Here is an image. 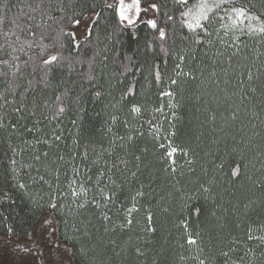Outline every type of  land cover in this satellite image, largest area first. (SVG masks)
<instances>
[{"label": "trees", "instance_id": "1", "mask_svg": "<svg viewBox=\"0 0 264 264\" xmlns=\"http://www.w3.org/2000/svg\"><path fill=\"white\" fill-rule=\"evenodd\" d=\"M141 1L161 5L157 13L161 27L167 22L164 13L172 15L181 10L173 0ZM237 6L248 7L264 19V0H237ZM93 10L100 13V19L92 27V36L80 41L79 51L73 50L70 41L63 38L66 45L63 55L70 60H63L39 82L32 64L39 62L42 55L40 45L52 44L61 28L70 30L73 18L80 19ZM0 18V61L12 62V57L17 56L14 63L21 68L13 76L7 66L0 64V73H8L7 78L0 75V94L11 101L0 108V116L5 123H17L16 130L0 129V188H9L13 183L8 163L12 156L9 144L18 150L25 149L28 146L23 140L34 141L42 135L28 133L25 127H33V122L43 120L45 115L51 117L57 95L63 97L67 111L59 119L45 121L41 127L44 133H50L55 127L61 140L51 142V148L37 144L36 151H48L50 160L58 155H64L67 160L75 153V162L80 163L87 148L89 157L83 163L90 167L87 175L93 181L97 172H107L113 161L119 163V158L127 161L126 165L119 163V170L113 169L110 173L116 195L107 209L98 210L89 205L78 213L74 206L71 210L54 211L47 207L48 197L44 195L47 188L41 192L37 185L30 186L29 191L36 196L38 205L30 203L19 190L11 189L15 203L0 204L1 234L9 235L7 226H11L14 230L11 236L27 239L37 223L52 211L63 242L65 236L77 237L88 248H95V253L90 251L87 257L77 250L74 264H196L188 258L195 250L190 252L185 243L181 221H186L193 235L200 232L198 244L210 264L226 261L264 264V242L248 239L250 227L253 237L264 236V36L244 35L238 49L229 47L231 35L225 38L227 44L216 39L217 23L211 28L214 43L196 45L191 33L181 28L177 15L175 24L168 23V36L162 48L158 33L144 24H138L135 29L119 28L114 10L105 8L103 0H0ZM41 33L45 34L43 41ZM149 42H154L151 49ZM56 51L49 48L47 54ZM233 52L237 54L233 56ZM179 54L187 57L183 71H191L195 78L182 76L177 86H171L170 90L175 93L172 102L178 105L172 109L168 107L169 98L160 96L164 86L158 88L150 73L154 71L153 66H159L167 80L174 75ZM124 65L134 67L125 71ZM249 71L253 76L251 81L247 76ZM13 80L18 87L10 90L9 81ZM129 86H134L135 94L122 100ZM97 92L101 95L96 96ZM37 102L42 105L40 112L29 115ZM44 102L53 107H44ZM133 102L143 106L136 119L128 110ZM21 104L25 110L18 115L13 108ZM161 105H164V115L152 111ZM234 112L237 118L233 120ZM112 115L119 117L115 124L110 120ZM210 115H215V120ZM126 119L130 127H125ZM148 120L153 125H161L159 143L167 146L163 137L174 132V136H169L173 145L189 152L187 157L180 152L174 154L175 174L170 168L165 170L168 161H161L160 157L166 147L160 148L154 134H150ZM129 134L133 136L130 142ZM29 153L30 150L24 151L16 159L32 163ZM98 153L101 156L93 165L91 162L97 159ZM58 163L61 164L60 187L64 190L67 186L64 172L68 166ZM237 165L240 174L233 177L232 170ZM132 172L136 173L134 177ZM21 179L28 182L24 171ZM103 182L107 183V175ZM92 186L91 182L86 183V187ZM204 188L209 191L204 192ZM137 191L144 193L136 198L139 211L131 214L130 227L121 228V224H126V209L132 206V197ZM41 195H44L42 200ZM60 202L70 204L71 197ZM196 208L200 209L199 215L194 211ZM102 211L112 217L107 224L99 218ZM148 213L152 215L154 232L146 231ZM82 221L84 224L91 221L88 237L73 232V223L83 232ZM137 248L143 255L137 253ZM222 250L229 251V257L220 255ZM182 255L186 259L181 260Z\"/></svg>", "mask_w": 264, "mask_h": 264}, {"label": "snow or ice", "instance_id": "2", "mask_svg": "<svg viewBox=\"0 0 264 264\" xmlns=\"http://www.w3.org/2000/svg\"><path fill=\"white\" fill-rule=\"evenodd\" d=\"M103 4L105 8L113 9L115 17L117 19V26L122 29H135L138 24H144L149 29L158 33V39L161 43V47L163 48V42L166 41L168 36V23L175 24L176 16H179V23L181 28H186L189 33H191V38L194 44L200 45L202 43H207L208 45H212L214 40L212 39L214 33L211 30L212 26L215 24H219V26L215 29V37L219 40L221 44H227L226 37L231 35L232 43L228 44L229 47H237L239 48V43L241 40V36L247 35H260L264 36V19H261L260 15H256L253 13L250 8L245 6H237V0H195L194 3L190 4L189 0H173V4L178 6L181 9L178 13L173 12L172 15H168L164 13L166 17V24L164 27L160 26V23L157 18H147L143 19L141 17L142 13L152 15L155 17L156 13H159L161 10V5L158 3H152L147 8L141 6V0H131L130 3L126 2V0H113V2L109 3L108 0H103ZM63 11V9H61ZM32 19V17H29ZM51 19V17H49ZM100 13L92 11L91 15L81 17L80 19L73 18L70 23L73 29L79 28L81 26L82 20L87 21L84 24L83 36L87 40L92 36V27L99 21ZM2 20V18H0ZM255 22V23H253ZM15 24L16 22L13 21ZM19 27V25H16ZM38 28L41 25H36ZM174 31V28L172 29ZM222 33V34H221ZM33 36L36 33H32ZM67 38L73 46V50L79 51L81 48L80 40L77 36V32L75 30L65 31L63 28L60 29V32L57 36V39L52 44H41L40 51L41 56L38 58L39 62L33 61L32 67L33 72L39 77V82H43L50 73L65 59H69L70 57H65L63 55L64 49L66 47L64 43V39ZM20 39L19 36L16 37V41L18 42ZM45 39V34H40V40L43 41ZM7 42V41H6ZM154 42H149L148 48L151 49L153 47ZM11 46V45H9ZM29 47H32V44H28ZM49 48H56L57 51L54 54H47V50ZM15 51V49H13ZM23 51V45L20 48ZM107 49H105L106 51ZM236 52H233L232 55H236ZM186 55L179 54L177 56L178 63H176L173 69V76H168L167 80L164 78V74H162L159 66H153L154 71L150 74L153 75L156 86L159 88L161 85L164 86V90L160 92L161 97H168L169 108H176L178 105L172 102V99L175 96V93L170 90L171 86H177L180 83V77H190L195 78L191 71L184 72L183 65L186 60ZM107 59V57H105ZM18 60L17 56L12 57V62L9 60H2L0 64L7 66L11 71L12 75L15 76L17 72L21 71L20 65L14 63ZM29 60H32V57H29ZM231 60V56L229 57V61ZM165 61V65H166ZM71 65L69 64V67ZM134 65L131 67L129 65H124L125 71H131ZM136 71H140V69H135ZM0 75L7 78L8 73H0ZM213 76L216 75L215 71L212 73ZM248 80L251 81L253 79L252 72L249 71L247 73ZM91 79V76L88 77ZM18 85L15 84V81H9V89L14 90ZM134 86H129L127 90L122 94L121 99L127 100L129 96L134 95ZM96 96H100L101 93L97 92ZM0 101H3L0 104V108H4L6 105L11 103V101L5 99L3 94H0ZM44 107H53L49 105L47 102H44ZM42 105L37 102L33 105L32 110L29 115L35 116L37 112H40ZM55 111L52 113V116L49 117L45 115L43 120H35L33 122V127H25V131L28 133H41V136H38L34 141L23 140L22 143L27 145L28 148L18 150L16 147H13L9 144V148L11 150L12 156L8 158L9 163V171L11 174V179L13 183L9 188H0V204L5 202L15 203L14 195L11 189H17L20 193L23 194L25 198L29 200L30 203L34 205H38V201L33 192L29 191L31 185H37L41 192L45 188H47V192H44V195L48 197L47 199V207L52 210H61L64 208L72 209L74 206L75 212L78 213L79 210L85 209L89 205L95 207L96 209H107L110 202H112L115 198V191L112 189V185L115 184V181L112 180L111 171L113 169L119 170V163L127 164V161L123 160V158H119V163L113 161L110 167H107L106 171H98L95 180L93 181L92 176L87 175L90 172V167L85 165L83 161L88 160L89 153L88 149L85 148L83 153V158L80 163L75 162V153L70 155L67 160L64 155H58L56 159H49L48 151H36L35 145L44 144L46 147L51 148L53 141H60L61 135L58 134L57 129L54 127L50 133H44L43 127L41 125L45 121H50L54 119H59L62 117L67 111L66 105L64 104L63 97L61 95H57L55 97ZM25 110V106L21 104L18 107L13 108V112L22 115ZM129 112L132 115L133 119L139 117L142 113L143 106L139 103H131L129 107ZM155 113H160L164 115V105H161L158 108L152 109ZM238 111V110H237ZM175 116V113L172 114ZM215 115H210L211 120H215ZM237 115L234 112L231 116V119H236ZM119 119L118 116L112 115L110 120L113 124ZM150 125V134H154V138L159 143L161 140L160 131L161 125L159 123L153 125L151 120L146 121ZM72 123L75 125L76 121L73 120ZM125 127H130L129 121L126 119L124 121ZM12 130L17 129V123H5L4 117L0 116V129L7 130L8 128ZM111 131V128H109ZM142 135L143 133H139ZM174 132H170L168 136L163 137L164 140L167 141V146L164 143H159V147L164 149L166 147V151L160 157L161 161H168V168L171 169L173 174L176 173L177 169L175 167L176 160L173 158L174 154L177 152L182 153L185 157L189 155V152L186 149L179 148L174 146L172 141L169 139V136H174ZM47 138H44V137ZM120 140H124L125 137H117ZM133 136L129 134L127 136V140L132 141ZM114 143V141H113ZM30 150V158L32 163H24L22 160L18 161L16 159L17 156H22L24 151ZM7 156V153H5ZM111 155V153H109ZM101 154H97V159L92 160V164H96ZM138 160L139 157H136ZM67 163L68 170L64 172L65 177H67L66 181V189L61 190L60 187V175H61V164L58 163ZM188 163H192L191 160H188ZM105 165H108V162L105 161ZM21 171H24V174L28 177V182H23L21 179ZM69 172L71 176H69ZM34 173V174H33ZM240 174V166L237 165L232 170V176L237 177ZM107 175V183L103 182V178ZM131 175L134 177L136 175L135 172H132ZM51 177V179H49ZM86 177V180H85ZM91 182L92 187H86V183ZM204 192H208V188L203 189ZM91 194V197L89 198ZM44 195L40 196L42 200ZM144 193L142 191H137L135 196L132 197V206L126 209L125 220L126 224H121L120 227H130L133 223L131 219V214L133 212L139 211L136 205V198L143 196ZM71 197L70 204H64L60 201ZM43 207V205H39ZM195 213L199 215L200 209L196 208ZM2 215V213H0ZM215 215V213H213ZM99 218L102 219L105 224L111 221L112 217L108 214L107 211H102L99 213ZM7 220V217L4 218ZM147 220V228L146 231L154 232L155 228L152 225V215L148 213L146 216ZM83 225V232H81V228L78 227L75 223L72 224V229L74 233H81L83 237H88L90 235L88 224H91V221L88 224ZM46 225L51 231L52 234L55 233L54 228V219L52 216H49L43 220L42 227ZM181 226L185 232V243L189 246V251L191 252L193 249L194 254L190 255L191 260L195 261L196 264H210L209 258L204 256V249L198 244V240L200 239V232H197L193 235L189 231V225L186 221H181ZM264 227V226H262ZM105 231H108V228L105 227ZM253 229L250 227L248 230V239H259L264 242V236L253 237L251 234ZM7 233L9 236L14 235V230L11 226H7ZM28 239L31 242L30 245L25 244H17L15 247L20 252L26 254H32L37 258V264H73L77 250L79 254L83 257H87L89 252L92 251L95 253V248H88L85 244L81 243L80 239L77 237H67L65 236V242H61L59 240H55L51 242V247L49 249L50 252H55V255L50 259H45V253L43 247H41L31 233L28 234ZM109 243H114V241H109ZM71 245V246H69ZM78 246V249H77ZM184 247V245H181ZM139 255H143V252L139 248L136 249ZM231 251V249L229 250ZM229 251H221L220 255L224 257H229ZM186 259L183 255L181 256V260ZM225 264H228L226 261ZM232 264H235L233 261Z\"/></svg>", "mask_w": 264, "mask_h": 264}, {"label": "rangeland", "instance_id": "3", "mask_svg": "<svg viewBox=\"0 0 264 264\" xmlns=\"http://www.w3.org/2000/svg\"><path fill=\"white\" fill-rule=\"evenodd\" d=\"M109 3L113 2V0H108ZM126 2L130 3L131 0H126ZM195 0H189V3L192 4L194 3ZM152 4V3H151ZM150 4H143L141 1V6L144 8H147ZM92 12L86 14L85 16L91 15ZM257 15V14H256ZM84 16V17H85ZM141 17L143 19L147 18H157V13L155 17L149 14L142 13ZM261 19H263L261 17ZM87 23V21H83L81 23V26L79 28L73 29L72 25L70 26V30H75L77 32V36L79 40L81 41L84 36H83V31H84V24ZM255 23V22H253ZM49 216H52L54 219V228H55V233L52 234V231L44 225L42 227L43 220ZM33 239L37 241V243L43 247L44 253H45V259H50L52 256L55 255V252H50L49 249L51 247V242L55 240H59L63 242L58 235L57 231V225H56V219L54 217V214L52 211L48 212L38 223L37 225L33 228L31 232ZM17 244H25V245H30L31 242L29 239H18L14 236H9V235H4L0 233V264H37V258L32 255V254H26L23 252H20L18 249H16ZM74 264V262H73Z\"/></svg>", "mask_w": 264, "mask_h": 264}]
</instances>
